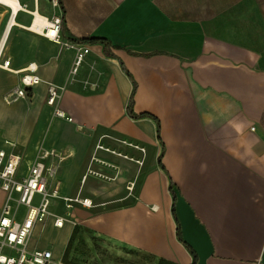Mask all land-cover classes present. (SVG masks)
Returning <instances> with one entry per match:
<instances>
[{
	"label": "crops",
	"instance_id": "0c3cea01",
	"mask_svg": "<svg viewBox=\"0 0 264 264\" xmlns=\"http://www.w3.org/2000/svg\"><path fill=\"white\" fill-rule=\"evenodd\" d=\"M20 1L25 9L7 34L4 12L12 8L0 3V145L23 155L24 168L39 148L56 150L47 159L50 185L92 202L66 210L56 198L61 210L37 223L29 247L63 259L78 219L151 264H192L177 235L173 181L197 264H264L262 53L224 34L230 29L214 24L208 0H62V36L71 45L31 27L33 11L63 17L61 6ZM93 36L109 39L116 56L84 40ZM121 60L138 83L135 113L152 116L128 113L134 84ZM31 63L41 81L16 98ZM50 83L71 120L48 105ZM56 214L66 216L64 228ZM44 228L50 238L37 245Z\"/></svg>",
	"mask_w": 264,
	"mask_h": 264
},
{
	"label": "built area",
	"instance_id": "2783aa9c",
	"mask_svg": "<svg viewBox=\"0 0 264 264\" xmlns=\"http://www.w3.org/2000/svg\"><path fill=\"white\" fill-rule=\"evenodd\" d=\"M54 7H60V0H50ZM62 15L51 18V25L46 26L42 34L57 43L71 45V40L62 36ZM89 48H84L77 55L73 71L83 60ZM1 60V57H0ZM10 60H4L2 67L9 68ZM36 64L31 63L22 76V85L15 88L16 98L29 97V89L40 83L41 77ZM60 89L50 83L48 105L53 107L54 115L71 120L72 117L58 105ZM12 102V99H7ZM58 153L51 148H39L33 160L24 168V157L20 153L0 145V264H67L57 258L52 249L29 247V240L37 223H43L53 214L51 206L56 198L64 199L66 210L78 202L90 205L88 199H80L61 194L59 185H50V168L47 159ZM25 206L26 211L20 209ZM66 216L56 214L54 223L61 227Z\"/></svg>",
	"mask_w": 264,
	"mask_h": 264
},
{
	"label": "rangeland",
	"instance_id": "374dc122",
	"mask_svg": "<svg viewBox=\"0 0 264 264\" xmlns=\"http://www.w3.org/2000/svg\"><path fill=\"white\" fill-rule=\"evenodd\" d=\"M207 4H210L206 8L207 11L218 14L212 16L214 24L228 25L230 31L224 34L238 37L244 44L254 47L264 56V0H208ZM226 12L228 14H225ZM4 18L8 20L10 13L5 11ZM2 195L0 192V201ZM60 206L61 200L56 199L51 208L60 211ZM20 211L24 213L25 206H22ZM72 236L63 256L70 264H151L149 257H140L138 253L120 243L102 238L78 219L74 222ZM35 238L37 245H42L50 235L44 228Z\"/></svg>",
	"mask_w": 264,
	"mask_h": 264
},
{
	"label": "trees",
	"instance_id": "16d2710c",
	"mask_svg": "<svg viewBox=\"0 0 264 264\" xmlns=\"http://www.w3.org/2000/svg\"><path fill=\"white\" fill-rule=\"evenodd\" d=\"M60 6L63 10V19L65 17V7L62 5V0H60ZM84 40H87V41H90V42H99V43H103L105 45V49H106V54H108L109 56H116L115 53L110 49V47L112 46V42L107 39V38H104V37H89L87 39H84ZM121 65L124 69V71L127 73V75L131 78L133 84H134V88H133V91H132V95L130 97V100H129V103H128V113L132 116V117H135V118H138V117H142V116H152L151 114L149 113H141V114H136L135 111H134V103H135V92H136V89H137V81L136 79L134 78V76L132 75L131 71L127 68V66L125 65V63L121 60ZM157 123H158V135H159V138L162 140V136H161V122H160V119L157 118ZM159 161H160V164L162 167H164L163 165V162H162V155L160 156L159 158ZM170 190L173 194V197H174V201H173V206H172V210H173V214L177 220V235H178V238L185 244V246L189 249V251L192 253L194 259H193V262L192 264H197V261H198V253L196 252V250L184 239L183 235H182V230H181V225H180V221H179V218H178V215H177V212H176V200H177V194H176V191H175V183L173 181H171V184H170ZM77 229V227H76ZM75 229V231H76ZM73 238V236L71 237V239ZM63 261L67 264H70L67 262V260L63 257Z\"/></svg>",
	"mask_w": 264,
	"mask_h": 264
},
{
	"label": "bare ground",
	"instance_id": "6f19581e",
	"mask_svg": "<svg viewBox=\"0 0 264 264\" xmlns=\"http://www.w3.org/2000/svg\"><path fill=\"white\" fill-rule=\"evenodd\" d=\"M0 3H3L12 8V13L9 19V23L7 25L6 34L9 29L17 23L16 17L20 10L25 9L24 5L20 0H0ZM33 21L31 27L33 29L38 30L39 32H43L46 26L51 25V18L48 16L43 15L38 9L33 11ZM88 203H92L90 199H88ZM91 205V204H90ZM62 228L65 227V222L61 226Z\"/></svg>",
	"mask_w": 264,
	"mask_h": 264
}]
</instances>
